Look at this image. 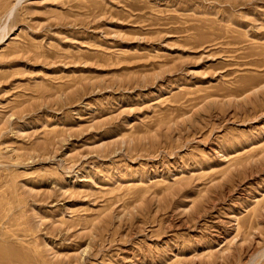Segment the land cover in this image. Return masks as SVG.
<instances>
[{"label": "rangeland", "instance_id": "374dc122", "mask_svg": "<svg viewBox=\"0 0 264 264\" xmlns=\"http://www.w3.org/2000/svg\"><path fill=\"white\" fill-rule=\"evenodd\" d=\"M0 264H264V0H0Z\"/></svg>", "mask_w": 264, "mask_h": 264}]
</instances>
